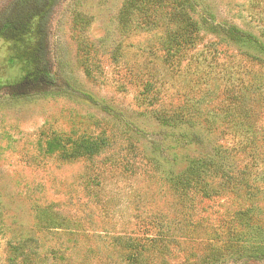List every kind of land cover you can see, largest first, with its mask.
<instances>
[{
    "label": "rangeland",
    "instance_id": "1",
    "mask_svg": "<svg viewBox=\"0 0 264 264\" xmlns=\"http://www.w3.org/2000/svg\"><path fill=\"white\" fill-rule=\"evenodd\" d=\"M212 24L264 43V0H0V264L264 243V48Z\"/></svg>",
    "mask_w": 264,
    "mask_h": 264
},
{
    "label": "trees",
    "instance_id": "2",
    "mask_svg": "<svg viewBox=\"0 0 264 264\" xmlns=\"http://www.w3.org/2000/svg\"><path fill=\"white\" fill-rule=\"evenodd\" d=\"M210 29L213 32L219 33L221 31L225 33V35L234 43L253 41L256 42L257 45L264 48V43L259 42L260 40H258L254 34L246 32L237 26L232 25L222 29L218 24H212ZM20 86L23 88V90L19 92L21 94H30L34 91L38 92L44 90L42 85H38L36 83H31L30 85L22 84ZM83 145L84 147L80 146V151H83L86 154L95 153L99 149V144L97 141L86 142L83 143ZM220 151L223 152V150ZM220 151L218 152V155L221 154ZM210 161L211 159L208 157L200 160L199 162H193L191 166L189 165L188 171L196 173V168L193 167L196 163H198V168V166L201 167V162L211 164ZM215 167L218 169L217 166ZM166 241V237L161 235L152 236L147 243H145L142 238H134L132 242L133 244L131 245L132 249H134V252L131 255H128V259L131 262L133 261V264H139L144 259H149L150 254L155 253L157 249H160L159 253L165 251L168 245ZM222 248H215V250L210 249V251L203 253L200 256V259L196 261L188 260L184 264H264V243L260 241L253 240L248 248L244 250L242 256L240 255L239 251L231 250L229 252L228 250H225L226 248Z\"/></svg>",
    "mask_w": 264,
    "mask_h": 264
}]
</instances>
